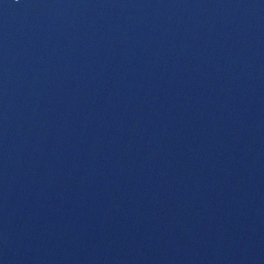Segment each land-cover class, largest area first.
<instances>
[{"label":"water","instance_id":"obj_1","mask_svg":"<svg viewBox=\"0 0 264 264\" xmlns=\"http://www.w3.org/2000/svg\"><path fill=\"white\" fill-rule=\"evenodd\" d=\"M0 264H264V0H0Z\"/></svg>","mask_w":264,"mask_h":264}]
</instances>
